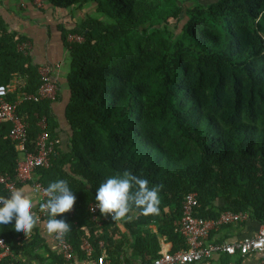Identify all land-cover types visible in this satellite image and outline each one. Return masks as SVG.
Instances as JSON below:
<instances>
[{"label":"trees","instance_id":"obj_1","mask_svg":"<svg viewBox=\"0 0 264 264\" xmlns=\"http://www.w3.org/2000/svg\"><path fill=\"white\" fill-rule=\"evenodd\" d=\"M45 1L61 8L95 3L94 11L111 19L84 14L63 34L69 59L66 137L54 146L48 166L37 169L45 188L64 179L76 196L72 215L57 219L71 224L64 236L77 255L83 256L77 248L80 238L92 246V255L99 253L101 239L107 257L119 262L115 222L105 220L99 234L87 219L86 204L95 201L103 179L125 170L147 179L149 187L162 186L158 214L133 208V217L121 220L127 233L136 235L140 261L153 258L158 248L155 234H140L145 221L157 223L156 232L171 241L172 249L184 246L173 226L189 191L196 194V216L214 218L231 210L264 220V128L257 126L264 122V0H211L207 13L221 21L224 31L199 27L201 49L186 56L182 42L168 40L165 26L159 29L151 13L139 8L143 0ZM166 15L157 12L164 21ZM195 21L193 16L185 20L183 36H193ZM68 33L81 40L67 41ZM18 43L0 23V84L15 73L24 78L23 90L32 91L38 85L36 66ZM51 101L18 108L28 123L27 139L37 130L33 111L44 114L56 138ZM15 157L1 124L0 171L12 178ZM0 195H9L1 185ZM14 223L0 225V236L13 251L30 255L41 249L52 262L59 259L36 227L24 238Z\"/></svg>","mask_w":264,"mask_h":264},{"label":"built area","instance_id":"obj_2","mask_svg":"<svg viewBox=\"0 0 264 264\" xmlns=\"http://www.w3.org/2000/svg\"><path fill=\"white\" fill-rule=\"evenodd\" d=\"M40 3L41 1L38 0ZM36 0V3H38ZM67 41H80L77 34H66ZM58 64H40L36 67L38 85L32 91H24V83L19 84V89L12 82L0 84V125L6 129L9 143L16 152L14 165V178L0 171V185L9 193L17 188V184L27 185L34 200L35 214L39 216V226H46L49 219L46 211H41L40 205L45 202L43 190L45 187L40 181L38 168H45L49 164V158L54 153V146L58 143L57 138L51 136L46 118L43 113L33 111L34 124L37 128L34 136L27 139V120L19 113L18 108L23 103L36 104L43 100H53L57 92V84L53 77ZM17 79V78H16ZM96 201L86 204L87 219L93 223V227L100 234L102 224L111 216L101 215L98 208L91 209ZM197 206L196 194L193 191L183 194L180 201V214L176 220L173 231L183 240V247L177 249H164L156 252L149 260H141L138 264H193L213 255H244L248 252L258 254L257 264H264V220L258 222L255 232L249 236L227 240H211L210 232L221 225L235 224L248 217L247 211L225 210L218 213L214 218H203L195 215ZM76 208V203L71 211V216ZM51 240L52 250L59 259L50 262L49 259L38 260L36 264H114L106 255L104 243L97 241L99 253L92 255V246L85 238H80L77 248L83 256H78L76 248L65 238L55 234H47ZM26 238V236L24 237ZM23 238V239H24ZM50 262V263H49ZM0 264H33L26 254L13 251L10 245L0 236Z\"/></svg>","mask_w":264,"mask_h":264},{"label":"crops","instance_id":"obj_3","mask_svg":"<svg viewBox=\"0 0 264 264\" xmlns=\"http://www.w3.org/2000/svg\"><path fill=\"white\" fill-rule=\"evenodd\" d=\"M0 0V23L3 31L13 35L18 40L17 48L28 54L31 64L36 67L40 64H58L53 72V77L57 84V92L54 100L49 103L51 116L55 122L54 133L57 140L62 143L65 140L67 129L64 119V106L68 100V89L65 85V75L68 69V53L64 45L63 34L65 30L72 27L78 19L84 16L82 10L72 7H55L45 0ZM17 78V79H16ZM15 84L19 89V84L25 83L24 78L13 73L8 80ZM64 142V141H63ZM17 188H23L25 194L34 200L27 185L19 184ZM9 194V193H8ZM117 231L114 238L120 247L116 251L119 259L117 264H138L141 257L136 248L135 236H130L122 225L121 221L115 222ZM258 221L252 218L248 212V217L235 224L221 225L210 232V239L219 241H231L235 238L249 236L255 232ZM157 223L154 221H145L139 225L140 234L147 236L155 234L157 251L172 248V243L164 235L156 232ZM38 235L43 239L47 248L52 250L51 240L48 237L46 226H36ZM120 235V236H118ZM145 245V244H144ZM146 246V245H145ZM43 259H49L46 251L35 249L30 255L26 254L31 261L40 260L36 255ZM56 254V253H55ZM79 256V255H78ZM40 260V261H41ZM50 262L51 259H49ZM258 254L248 252L244 255L218 254L207 259H203L193 264H257ZM49 262V263H50Z\"/></svg>","mask_w":264,"mask_h":264},{"label":"clouds","instance_id":"obj_4","mask_svg":"<svg viewBox=\"0 0 264 264\" xmlns=\"http://www.w3.org/2000/svg\"><path fill=\"white\" fill-rule=\"evenodd\" d=\"M161 188V185L149 187L147 179L125 170L108 177L96 188V205L91 210L98 208L101 215H110L114 222L129 218L128 214L133 208L140 210L143 215L158 214ZM43 192L46 200L40 209L46 211L49 217L47 232L61 237L70 232L72 226L64 219H57V216L73 209L76 196L64 179L49 182ZM32 209V199L23 188L11 189L9 195H0V225L15 221V231L27 237L40 219ZM33 264L36 262L33 261Z\"/></svg>","mask_w":264,"mask_h":264},{"label":"rangeland","instance_id":"obj_5","mask_svg":"<svg viewBox=\"0 0 264 264\" xmlns=\"http://www.w3.org/2000/svg\"><path fill=\"white\" fill-rule=\"evenodd\" d=\"M210 1L211 0H143L141 4H139V8L149 11L151 13L153 17L152 21L154 24H157V27L159 29H162V27L165 26V29L163 30L168 40H180L182 42L184 49L182 55L186 56L195 55V53H197L200 48V46L198 45V40L200 38V34L198 33L199 27L207 26V28H209L213 32L219 34H222L224 31V28H222L221 25V21H218L217 23L214 22L207 13L206 8L209 5ZM94 7L95 3H86L78 9L82 10L81 12H83V14L96 17L102 20L103 22L111 21V19L105 14L95 12ZM159 11L167 12V17L165 21L162 17L157 16V12ZM197 12H200V14H197ZM139 16L140 15L135 12V18H139ZM190 16H193L196 21L193 27V36L189 39L186 35H182L184 27H182V25L185 23V20L190 18ZM80 19H78V21ZM257 126L260 128H264V122H257ZM76 136L78 137L79 134L77 133ZM105 180L106 179H103L102 182ZM172 206L173 205L166 206L165 210H169L170 208H172ZM133 215L134 213L129 212V218L125 219H130L133 217Z\"/></svg>","mask_w":264,"mask_h":264}]
</instances>
